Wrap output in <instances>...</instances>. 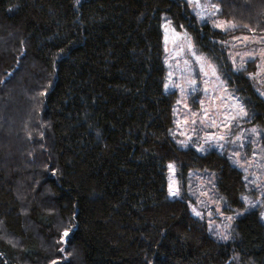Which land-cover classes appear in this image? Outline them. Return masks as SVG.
<instances>
[{
    "label": "trees",
    "instance_id": "obj_1",
    "mask_svg": "<svg viewBox=\"0 0 264 264\" xmlns=\"http://www.w3.org/2000/svg\"><path fill=\"white\" fill-rule=\"evenodd\" d=\"M215 3L234 28L200 23L186 0H0V264H264L243 172L223 150L177 144L164 89L165 14L219 64L264 156L256 68L228 58L235 35L264 37V0ZM169 162L182 198L168 195ZM199 172L223 213L245 209L227 240L190 211Z\"/></svg>",
    "mask_w": 264,
    "mask_h": 264
},
{
    "label": "rangeland",
    "instance_id": "obj_2",
    "mask_svg": "<svg viewBox=\"0 0 264 264\" xmlns=\"http://www.w3.org/2000/svg\"><path fill=\"white\" fill-rule=\"evenodd\" d=\"M186 1L200 23L206 22L223 31L234 28L211 7L216 5L215 0ZM217 24L222 27H216ZM161 26L166 70L164 89L177 93L173 111V136L177 144L183 148L190 145L199 154L223 150L231 164L244 174L248 192L242 195L244 205L259 206L264 222V156L260 130L247 118L248 110L243 100L230 87L219 64L196 46L192 35L185 28L175 29L165 14L162 15ZM228 58L236 69L252 63L256 68L258 85L260 83L257 92L264 98V37L235 35L228 42ZM241 108L246 116L240 115ZM166 178L169 197L182 198L183 189L174 162L167 164ZM190 178L195 183L193 189L189 183L186 188L190 211L203 217L217 237L228 236L233 219L243 214L245 209L226 215L212 176L199 172L191 174ZM170 188L178 195H170Z\"/></svg>",
    "mask_w": 264,
    "mask_h": 264
},
{
    "label": "snow or ice",
    "instance_id": "obj_3",
    "mask_svg": "<svg viewBox=\"0 0 264 264\" xmlns=\"http://www.w3.org/2000/svg\"><path fill=\"white\" fill-rule=\"evenodd\" d=\"M197 3H199V0H197ZM211 7H212L213 9H215L216 11H219L218 6H216V5H212ZM216 27H222V25L217 24ZM166 87H167V85H166ZM240 115H243V116H246V115H247V113L244 111L243 108L240 109ZM252 131L255 132L256 130L253 129ZM220 139H223V137H220ZM169 167L171 168L172 166L169 165ZM170 195H173V196L178 195V192H177V191H173V190L170 188ZM245 199H247V198H245ZM196 214L199 215V213H196ZM228 219L231 220L232 217H229ZM69 235H70L69 231H65V232L63 233L62 237H61V240H62V241L65 240V238H67ZM220 238H221V239H224V240H227V239H229V236H227V235H221ZM61 251H63V249H61ZM53 264H56V262L54 261Z\"/></svg>",
    "mask_w": 264,
    "mask_h": 264
}]
</instances>
